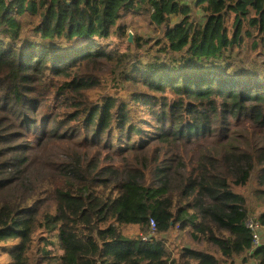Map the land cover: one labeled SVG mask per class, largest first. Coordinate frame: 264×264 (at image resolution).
I'll return each instance as SVG.
<instances>
[{"label": "trees", "instance_id": "obj_1", "mask_svg": "<svg viewBox=\"0 0 264 264\" xmlns=\"http://www.w3.org/2000/svg\"><path fill=\"white\" fill-rule=\"evenodd\" d=\"M263 55L264 0H0V264H264Z\"/></svg>", "mask_w": 264, "mask_h": 264}, {"label": "rangeland", "instance_id": "obj_2", "mask_svg": "<svg viewBox=\"0 0 264 264\" xmlns=\"http://www.w3.org/2000/svg\"><path fill=\"white\" fill-rule=\"evenodd\" d=\"M194 17L197 18L199 17V13L198 11H196L194 13ZM128 20V26H127V32H131L132 33V38H133V33L135 34H140L142 35L144 38H151L152 40H155L158 36L157 33H155L152 28H150L147 25V19L144 18L143 16H134L132 18H127ZM154 27V26H153ZM155 29V28H153ZM157 32L159 30H156ZM109 41H112L111 45L114 46L115 43H117V40H114L113 38H110ZM110 45V46H111ZM120 48H124L123 45H119ZM259 59H264V55L262 57H260ZM87 69L88 73H96L99 76H105L107 74V68L104 66H98V70H94L97 67V63H95V65H86L85 66ZM95 67V68H94ZM57 85H59V82H57ZM57 85L55 87V89H57ZM35 88H37L38 90L35 92V96L38 98V101L40 102L39 106H38V113L41 114H45L48 113L50 111V107L53 105V98L48 94L45 93L42 89V87H39L38 84L37 85H33ZM101 88H103V92L107 91L110 87V84H106L102 83V85L100 86ZM95 96H97L96 93L92 94V97L94 98ZM25 108V106H23ZM28 113H30L28 111ZM33 119L39 121V117L37 114H33L32 115ZM46 130H50L53 132L54 135L56 134H65L68 133L70 135H74V129L72 126L66 128V130H61L60 128L54 127L51 124L50 125H45ZM64 131V132H63ZM259 171V168H255L251 178L249 179V181L243 185V186H238V187H234L236 192H240L242 193L247 201L248 207H249V216H254L258 218V213L261 211V203L260 201H258L253 195L252 193L254 192V190L257 188V184L255 182V175L256 173ZM125 231L127 233H130L132 235H137L139 233V228L137 226H128L127 228H125ZM142 235H147V233H140ZM155 237L160 238L163 237V239H166L167 241V246L171 249L173 248V246L178 245V246H190V247H195V248H200V249H205L208 248V246H206L205 244H201V242L198 241H193L191 240V238L189 237L187 232H182V231H178L176 228H173L171 230H169L168 232L162 234V235H157L154 234ZM244 257L247 258V264H254L253 261V257L249 256L248 254L245 255ZM5 256H1L0 257V261L4 260ZM242 257H235L234 259H232L231 261L228 260L226 262H223L221 264H241L242 263ZM251 262H248V261ZM244 263V264H245Z\"/></svg>", "mask_w": 264, "mask_h": 264}, {"label": "built area", "instance_id": "obj_3", "mask_svg": "<svg viewBox=\"0 0 264 264\" xmlns=\"http://www.w3.org/2000/svg\"><path fill=\"white\" fill-rule=\"evenodd\" d=\"M198 0H180L181 3L185 4H192L197 2ZM245 226L250 230L251 237H252V248L255 249L256 247L264 244V223H261L257 217L248 216L245 221ZM155 225L152 219L149 221V228L148 234L142 235L140 237L142 240H150V237H155Z\"/></svg>", "mask_w": 264, "mask_h": 264}, {"label": "water", "instance_id": "obj_4", "mask_svg": "<svg viewBox=\"0 0 264 264\" xmlns=\"http://www.w3.org/2000/svg\"><path fill=\"white\" fill-rule=\"evenodd\" d=\"M127 42L132 43V33H128Z\"/></svg>", "mask_w": 264, "mask_h": 264}, {"label": "crops", "instance_id": "obj_5", "mask_svg": "<svg viewBox=\"0 0 264 264\" xmlns=\"http://www.w3.org/2000/svg\"><path fill=\"white\" fill-rule=\"evenodd\" d=\"M253 261H254V264H257L255 259H253ZM248 262H251V261L249 260ZM241 264H244V263H241ZM245 264H247V263H245Z\"/></svg>", "mask_w": 264, "mask_h": 264}]
</instances>
